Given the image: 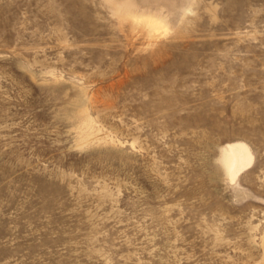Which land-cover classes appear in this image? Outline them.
<instances>
[{
    "label": "rangeland",
    "instance_id": "374dc122",
    "mask_svg": "<svg viewBox=\"0 0 264 264\" xmlns=\"http://www.w3.org/2000/svg\"><path fill=\"white\" fill-rule=\"evenodd\" d=\"M0 264H264V0H0Z\"/></svg>",
    "mask_w": 264,
    "mask_h": 264
},
{
    "label": "bare ground",
    "instance_id": "6f19581e",
    "mask_svg": "<svg viewBox=\"0 0 264 264\" xmlns=\"http://www.w3.org/2000/svg\"><path fill=\"white\" fill-rule=\"evenodd\" d=\"M221 154V162L230 180L236 179L238 172L253 159L247 145L241 142L226 145Z\"/></svg>",
    "mask_w": 264,
    "mask_h": 264
}]
</instances>
